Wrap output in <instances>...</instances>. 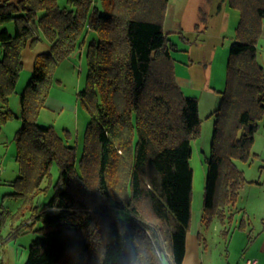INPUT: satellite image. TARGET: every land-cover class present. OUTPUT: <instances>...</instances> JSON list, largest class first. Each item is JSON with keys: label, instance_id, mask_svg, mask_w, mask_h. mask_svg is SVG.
<instances>
[{"label": "trees", "instance_id": "1", "mask_svg": "<svg viewBox=\"0 0 264 264\" xmlns=\"http://www.w3.org/2000/svg\"><path fill=\"white\" fill-rule=\"evenodd\" d=\"M170 2L68 0L61 7L59 0H0V134L17 117L10 98L24 71L23 52L42 41L51 47L37 56L21 94L22 127L15 138V196L22 197L24 211H34L17 233L36 220L43 224L25 264H166L165 258L184 264L193 214L192 141L202 119L199 99L186 97L177 81L178 50L165 31ZM228 3L240 21L226 89L213 113L202 222L232 226L228 210L246 183L238 162L253 161L264 120L258 52L264 0ZM83 50L87 84L78 96L90 121L78 159L72 134L39 120L58 68ZM50 192L38 208V196Z\"/></svg>", "mask_w": 264, "mask_h": 264}, {"label": "rangeland", "instance_id": "2", "mask_svg": "<svg viewBox=\"0 0 264 264\" xmlns=\"http://www.w3.org/2000/svg\"><path fill=\"white\" fill-rule=\"evenodd\" d=\"M205 1L173 0L176 4L175 21L178 23L177 26L180 30L179 32L168 34L169 40L176 45L178 50L173 54L176 66L185 62L188 67H192L190 68L191 72L187 71L186 74H192L195 77L196 87L185 89L184 94L186 97L198 98L200 102L201 133L197 139L192 141L193 152L190 158V165L193 170L192 219L194 225L196 224L198 210L203 209L204 205L208 173L207 160L211 157L215 128L213 113L220 105L221 92L226 89L230 49L239 24L237 22L234 25V23L230 22V28L226 29L227 23L224 21V15L218 14L219 8H224V6H221L222 0H214L212 5H207ZM59 5L61 7L69 6L68 0H59ZM199 7L201 12L198 10ZM228 9L229 13L239 15L237 11ZM223 49H227L226 58L222 54L224 53ZM82 53L78 52V54L63 62L56 73L58 82L52 89V94H57L68 101L67 107L64 106L61 109L56 108L55 105L53 110L46 108L42 111L39 120L41 126L53 127L61 135L67 136L66 131L72 134L73 138L69 140V144L77 147L78 159L83 156L84 139L90 121V113L81 104L78 96L86 87L88 74L84 50ZM29 73H22L15 94H22L21 92L25 90L33 72ZM21 127L22 121L16 117L11 119L3 128L2 132L8 137L5 138L4 143L0 146L3 151L1 156L5 158L10 147H12L8 161L12 160V158L15 160L17 152L15 138ZM1 135L4 134H0V137ZM263 166L259 158H255L248 163L238 162V167L243 171L246 183L239 193L236 206L228 210V213L231 211L234 213V223L229 226L227 221L215 219L209 224L208 222H199L197 229L191 227L187 236V252L184 264H222L226 262L230 246L226 236L235 231L240 224L249 221L251 208L256 206V203H259L264 197L260 188L250 186L251 180H256V183L264 180ZM52 174L54 180H57L59 175L57 166L53 167ZM51 193L38 196L36 199L38 208H42ZM20 208L23 211L25 210L22 206ZM31 208H28L26 217L30 218L33 215L34 211ZM42 226L43 224L36 220L33 227L24 230V232L12 239V244H16L18 249L17 264L26 263L30 246L36 238L41 236L38 229ZM234 246H231V248ZM165 263L171 264L168 258H165Z\"/></svg>", "mask_w": 264, "mask_h": 264}, {"label": "crops", "instance_id": "3", "mask_svg": "<svg viewBox=\"0 0 264 264\" xmlns=\"http://www.w3.org/2000/svg\"><path fill=\"white\" fill-rule=\"evenodd\" d=\"M8 1L17 2L18 0ZM213 1L214 0H206L205 3L207 5H212L214 3ZM221 6H224V8H219L218 14L224 15V21L227 23L226 29L230 28V22H232V24L234 23V25L237 22L239 23L240 12L237 9L231 8L229 6L228 0H222ZM175 7L176 4L173 2V0H171L165 22V31L167 34L176 33L180 30V28L177 26L178 23L175 21ZM228 8L237 11L239 15H236L235 13H229ZM198 10L201 12L200 7ZM234 39L235 35L233 37V42ZM223 50L224 53L222 54L226 58L227 49ZM50 51L51 47L45 41L38 43L34 49L27 48L23 52L24 71L22 73L33 72L37 56L41 54H49ZM258 52L259 60L264 66V24L262 35L258 44ZM190 68L192 67H188L185 62L176 66L177 81L182 90L184 89L183 92L187 88L193 89L196 87L195 77L192 74H186L187 71L191 72ZM20 98L21 94L19 93L13 95L10 100V103L12 102V104H10V108L14 111L17 119L21 121L19 118L21 113ZM68 103L69 102L64 98H61L57 94H52L51 92V96L48 100V108L53 110V107L56 105V108L63 109V107ZM1 134L4 135H1L0 137V146H2L4 143L5 138L8 137V135L6 136L3 132ZM11 151L12 147H10L7 155H5L4 158L1 156L3 151L0 147V219H3L2 227H0V241L3 243L2 251L0 253V264H17L18 249L16 244H12V239L20 234V232L17 233L18 229L21 228L23 223L26 225V223H28L27 219L29 218L25 216L27 211H22L20 208V206L23 204L22 197L15 196L16 190L13 186V182H15V180L19 177V165L16 160H13V158L12 160L8 161V156L11 154ZM253 153V160L255 158H259L261 159V163L264 165V120L262 121L260 129L256 135ZM262 170H264V166L262 167ZM255 181L251 180L250 186H256V188H260V190H262V196H264V180L258 183ZM251 210L253 211H250L251 217L249 218L248 222L243 224V228L239 229L237 227L235 231H232L226 236L228 245H230L228 248V259L226 260L227 264H248L249 261L253 264H264V197L259 203H256V206H253ZM202 212L203 209L198 210V216L196 217L195 225L193 224L192 219V228L194 227L197 229L199 222H202ZM231 246L234 247L231 248ZM226 262H223L222 264H226Z\"/></svg>", "mask_w": 264, "mask_h": 264}, {"label": "built area", "instance_id": "4", "mask_svg": "<svg viewBox=\"0 0 264 264\" xmlns=\"http://www.w3.org/2000/svg\"><path fill=\"white\" fill-rule=\"evenodd\" d=\"M2 247H3V243H2V241H0V253L2 251ZM248 264H253V263L249 261Z\"/></svg>", "mask_w": 264, "mask_h": 264}]
</instances>
